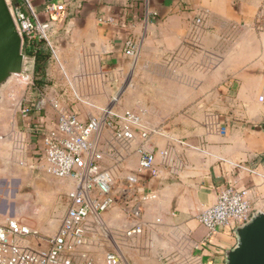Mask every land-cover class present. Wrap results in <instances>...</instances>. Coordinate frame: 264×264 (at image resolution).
Returning a JSON list of instances; mask_svg holds the SVG:
<instances>
[{"label": "crops", "instance_id": "crops-1", "mask_svg": "<svg viewBox=\"0 0 264 264\" xmlns=\"http://www.w3.org/2000/svg\"><path fill=\"white\" fill-rule=\"evenodd\" d=\"M29 1L38 22L48 26L44 82L50 87L43 107L14 127L20 144L41 155L57 120L54 105L87 122L111 108L123 85H157L154 109L141 112L151 114L155 126L146 128L145 115L125 110L138 115L147 141L119 142L103 131L101 166L119 182L137 171L140 146L155 154L157 175H144L140 185L155 195L142 210L147 235L133 240L146 244L144 264H222L235 243L234 228H219L203 243L207 231L197 219L217 190H244L253 210L264 213V0ZM49 5L63 10L47 14ZM127 40L137 47L134 59L124 54ZM29 60L33 73L35 60ZM4 121L0 117V135ZM26 122L28 130L21 126ZM47 180L38 199L42 209L23 202L12 209L14 194L9 197L1 182L2 218L53 235L54 200L72 184ZM31 214L33 220L23 218Z\"/></svg>", "mask_w": 264, "mask_h": 264}, {"label": "built area", "instance_id": "built-area-1", "mask_svg": "<svg viewBox=\"0 0 264 264\" xmlns=\"http://www.w3.org/2000/svg\"><path fill=\"white\" fill-rule=\"evenodd\" d=\"M21 1L25 13L18 6H14L12 13L21 38L37 36L48 43V26L38 22L29 0ZM62 10V6L49 5L45 12L52 14ZM124 54L133 59L136 57L137 47L132 41L125 42ZM28 59L26 57L24 72L15 75L18 80L23 77L28 81L33 76L32 72L31 76L26 75ZM262 91L264 93V86ZM263 99V96L259 98L260 101ZM43 105L44 98L37 101L36 107L33 103H26L19 111L26 117ZM53 108L58 112L57 120L43 138L40 161L51 176L69 180L72 184L64 195L65 214L51 236L15 220L3 219L0 215V264H124L120 251L115 247L107 251L100 261L92 259L83 249L88 243L91 225L100 224V217L112 209H119L128 219L123 228L124 238L132 239L142 234V210L148 201L155 199V195L144 194L140 185L144 175L151 178L157 175L155 154L140 146L137 171L117 182L101 166V135L104 130H111L119 142L137 139L145 142L149 133L138 115L130 111L118 113L110 110L106 113L105 109L99 117L82 122L55 105ZM253 211L246 191L233 186L218 189L215 202L205 207L197 218L207 231L203 243H209L219 228H235L248 222Z\"/></svg>", "mask_w": 264, "mask_h": 264}, {"label": "rangeland", "instance_id": "rangeland-1", "mask_svg": "<svg viewBox=\"0 0 264 264\" xmlns=\"http://www.w3.org/2000/svg\"><path fill=\"white\" fill-rule=\"evenodd\" d=\"M7 1L10 3L12 13H14L13 4L10 0ZM26 57L31 58L28 56ZM28 61L30 62L31 60L28 59ZM32 67L33 65L31 62L27 63L26 75H29L32 72ZM17 77L18 76H13L10 83L4 88L2 93L3 100L0 103V117L4 118V123L6 125V130L0 135V143H3L2 147H4V151L2 153L4 157L0 160V184L1 182L6 184V190L8 191L9 197L11 193L14 194L13 202L8 203L12 209L20 202H23L22 204L27 206V208H29L27 204H31L33 206L32 208H34V204L36 203V206L38 205V208L42 209V207L38 204V199L40 198L39 195L45 194L41 186L46 182H50V180H47V178H50L54 181L59 180L48 176L41 168L40 156L34 155L32 150L27 147L24 148L20 144L18 138L15 137V134L17 135L18 130L14 127L18 125L19 128V123H21L23 119L30 117L22 116L19 108L26 103H33L35 98L39 100L46 97L50 85H31L30 83L35 81L33 76L30 77L28 81L23 80V77H20V79L24 81L25 85H19V83H17L19 78L17 79ZM36 81H40V79L37 78ZM156 86L157 85H123L121 92L108 103L109 106L112 101L114 102L111 108L108 109V107H106V110H103H105L106 113H108L110 110L121 113L128 109L135 111L140 115L143 114L145 115L144 117L146 119V128L151 129L152 126L156 125V123L151 118V114L141 112H143L145 109H149V111L154 109L152 103L157 100L156 93L158 86L157 88ZM66 87L69 90L71 88L69 85H66ZM73 98L77 102L76 97L74 96ZM141 99L144 101L143 104L140 102ZM69 105L72 107L73 104ZM21 126L23 129L28 130V128L31 126V123H22ZM104 131L110 132V130ZM106 137L107 141L113 138L112 136L110 137L108 135ZM104 150H106V148ZM101 152L103 153V150H101ZM64 195V193H61L56 196L53 204V212L49 217V221L54 220L56 222L54 232L57 230L61 218L66 211ZM119 211V209H112L100 217V224L93 223L91 225L92 228L88 235V243L83 250H86L92 259L100 261L107 251L115 247L120 251L124 264H135L136 262L144 264L146 261L147 252L146 244H142L140 241L135 242L134 244L133 240L138 241L142 239V237L147 235V231L144 229V232L142 231L140 236L132 239L124 238L123 228L126 226L127 220L124 213L120 211L122 213L121 214ZM32 216V214L25 215L23 218L26 221H31L34 218ZM91 221L93 220L91 219ZM45 227L46 225L44 228ZM49 230L50 228H48L46 231ZM126 244H128L129 247H127ZM122 247H124V249H121ZM126 248H129L131 252H126Z\"/></svg>", "mask_w": 264, "mask_h": 264}, {"label": "water", "instance_id": "water-1", "mask_svg": "<svg viewBox=\"0 0 264 264\" xmlns=\"http://www.w3.org/2000/svg\"><path fill=\"white\" fill-rule=\"evenodd\" d=\"M23 41L7 0H0V103L3 90L24 72ZM234 245L224 252L222 264H264V213L253 211L248 222L233 229Z\"/></svg>", "mask_w": 264, "mask_h": 264}, {"label": "trees", "instance_id": "trees-1", "mask_svg": "<svg viewBox=\"0 0 264 264\" xmlns=\"http://www.w3.org/2000/svg\"><path fill=\"white\" fill-rule=\"evenodd\" d=\"M13 6H18L25 13L24 6L21 0H10ZM23 51L24 54L28 57H33L35 60L33 76L35 85H45L44 82V66L45 60L48 57V53L45 50L46 43L43 39H38L37 36H34L30 39L23 37ZM39 78L40 81H36Z\"/></svg>", "mask_w": 264, "mask_h": 264}, {"label": "bare ground", "instance_id": "bare-ground-1", "mask_svg": "<svg viewBox=\"0 0 264 264\" xmlns=\"http://www.w3.org/2000/svg\"><path fill=\"white\" fill-rule=\"evenodd\" d=\"M17 82L19 83H21V84H24L25 85V83H24V81L23 80H17Z\"/></svg>", "mask_w": 264, "mask_h": 264}]
</instances>
